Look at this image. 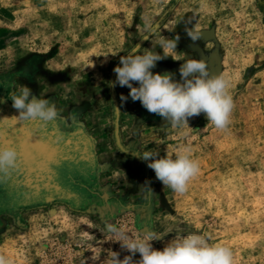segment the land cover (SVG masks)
Segmentation results:
<instances>
[{
	"label": "rangeland",
	"instance_id": "374dc122",
	"mask_svg": "<svg viewBox=\"0 0 264 264\" xmlns=\"http://www.w3.org/2000/svg\"><path fill=\"white\" fill-rule=\"evenodd\" d=\"M186 29L202 39L193 44ZM161 36H179L178 60L158 61L153 74L182 82L185 59L202 58L231 77L226 131L203 113L172 127L139 101L122 102L129 88L109 87L122 56L163 55ZM24 85L56 102L54 126L83 136L91 166L66 198L47 200L0 180V253L13 264H108L112 252L122 260L129 253L109 224L141 238L170 231L152 242L157 250L189 229L229 246L234 264H264V0H0L2 135L17 122L4 116L19 115L10 97ZM188 144L200 173L183 195L135 156L174 158Z\"/></svg>",
	"mask_w": 264,
	"mask_h": 264
},
{
	"label": "clouds",
	"instance_id": "9594fccd",
	"mask_svg": "<svg viewBox=\"0 0 264 264\" xmlns=\"http://www.w3.org/2000/svg\"><path fill=\"white\" fill-rule=\"evenodd\" d=\"M187 30L193 44L202 39L199 29ZM179 36L168 39L161 36L156 42L163 50V55L153 50L136 54L135 49L120 58V65L113 71L116 75L109 87H127L128 96H120L122 102L130 97L139 101L150 114L158 115L165 124L183 128L188 126L191 117L205 115L208 124L219 131H226L232 122L235 108L230 89L231 77L227 74H214L204 59H185L179 68L182 82L173 79L174 74H153L151 69L156 63L168 56L174 60ZM136 83L139 86L135 87ZM12 107L19 115L11 119L21 122H33L40 127L54 125L60 118L56 102L52 99L37 98L26 85L14 90L10 97ZM3 102V101H0ZM118 109V108H117ZM182 135L184 133H181ZM60 139V137H57ZM194 149L190 144L182 145L172 156H159L158 153L144 152L135 156L147 162V167L155 173V178L162 185L177 194L188 191L190 182L200 173V163L193 157ZM24 161L21 151L14 145H0V180L10 178L19 172ZM107 230L118 242L121 249L129 255L122 260L118 252H112L108 264H234V254L223 243H209L206 234L189 229L175 231V236L162 250L153 248V241L163 240L164 235L149 232L141 238L130 234L124 227L107 225ZM185 232L187 234L185 235ZM140 259L135 260L136 254ZM0 264H13L12 260L0 253Z\"/></svg>",
	"mask_w": 264,
	"mask_h": 264
},
{
	"label": "flooded vegetation",
	"instance_id": "af4514ba",
	"mask_svg": "<svg viewBox=\"0 0 264 264\" xmlns=\"http://www.w3.org/2000/svg\"><path fill=\"white\" fill-rule=\"evenodd\" d=\"M10 127L13 133H20V130L21 132L34 133L30 138V142L35 143L40 139L44 147L39 155L34 154L31 149L18 147L23 161H29L31 165L28 164L29 167L25 166L27 168L23 166V171L17 172L15 176L8 178L6 181L11 186L25 187L31 194L40 195L47 200L55 196L70 197L71 187L79 182V178L83 177L82 175L89 171L91 166L90 150L87 148L88 143L86 144L83 136L78 132L71 135L61 133L54 125L40 127L33 122L21 121L16 122L14 126L6 125L4 130L7 135ZM57 137H60V139H57ZM87 175L89 176V173Z\"/></svg>",
	"mask_w": 264,
	"mask_h": 264
},
{
	"label": "snow or ice",
	"instance_id": "6c2138e0",
	"mask_svg": "<svg viewBox=\"0 0 264 264\" xmlns=\"http://www.w3.org/2000/svg\"><path fill=\"white\" fill-rule=\"evenodd\" d=\"M33 135H34V133L29 132V131L20 132V133H13L12 128L10 127L8 136H4V135L0 134V141H2L3 143H6L8 145L17 146L19 148L31 149L34 154L39 155V153L43 149L44 145H43V142L40 141V139L35 143H31L30 138Z\"/></svg>",
	"mask_w": 264,
	"mask_h": 264
},
{
	"label": "bare ground",
	"instance_id": "6f19581e",
	"mask_svg": "<svg viewBox=\"0 0 264 264\" xmlns=\"http://www.w3.org/2000/svg\"><path fill=\"white\" fill-rule=\"evenodd\" d=\"M3 115H4V114H3ZM0 117H1V116H0ZM13 117H14V116H13ZM4 118H5V120L9 119V121H10V119H11L12 117H11V116H10V117H9V116H8V117H5V116H4ZM11 120H12V119H11ZM0 121H2V120H0ZM2 122H3V121H2ZM2 122H1V123H2ZM17 122H19V120H18ZM5 123H6V121H5ZM8 123H10V122H8ZM0 125H1V124H0ZM1 126H4V125L2 124ZM18 126H19V124H18ZM5 127H6V126H5ZM0 129H1V128H0ZM13 129H14V128H13ZM17 129H18V128H17ZM1 130H2V129H1ZM1 130H0V131H1ZM4 132H5V131H4ZM20 132H21V130H20ZM0 133H1V132H0ZM3 135L5 136V134H3ZM6 135H7V134H6ZM7 136H8V135H7ZM29 150H30V149H29ZM41 153H42V151H41ZM35 161H36V160H35ZM43 162H44V161H43ZM28 164H30L29 161H28V162H25V161H24L23 166H24V167H25V166L29 167ZM33 164H34V163H33ZM40 164H41V163H40ZM30 165H31V164H30ZM42 165H43V164H42ZM33 166H34V165H33ZM27 167H25V168H27ZM34 167H35V166H34ZM40 168H41V167H40ZM43 168H44V167H43ZM43 168H42V169H43ZM23 169H24V168H23ZM29 169H30V168H29ZM34 169H35V168H34ZM44 169H45V168H44ZM44 169H43V170H44ZM27 172H28V171H27ZM1 182H2V180H1ZM55 186H56V185H55ZM10 198H11V197H10Z\"/></svg>",
	"mask_w": 264,
	"mask_h": 264
},
{
	"label": "water",
	"instance_id": "95a60500",
	"mask_svg": "<svg viewBox=\"0 0 264 264\" xmlns=\"http://www.w3.org/2000/svg\"><path fill=\"white\" fill-rule=\"evenodd\" d=\"M58 186V185H57Z\"/></svg>",
	"mask_w": 264,
	"mask_h": 264
}]
</instances>
